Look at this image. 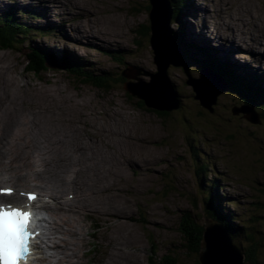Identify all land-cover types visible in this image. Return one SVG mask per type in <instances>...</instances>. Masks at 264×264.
I'll list each match as a JSON object with an SVG mask.
<instances>
[{
  "label": "rangeland",
  "instance_id": "374dc122",
  "mask_svg": "<svg viewBox=\"0 0 264 264\" xmlns=\"http://www.w3.org/2000/svg\"><path fill=\"white\" fill-rule=\"evenodd\" d=\"M82 1L86 3L89 15L80 23L81 17L76 16L77 11L72 8L76 6L75 3L71 6L60 0H0V14L9 8L25 13L29 10L21 9H31L45 16L44 19L31 20L32 26H50L51 30L56 28V32L48 30L45 36L33 37L19 50L6 51L9 53H1L0 50V92L6 94L0 103L20 112L26 100L11 93L15 87H20L29 99L27 90L37 94L33 98L37 108L24 112L26 121H29V117L38 116L41 123L54 129L55 134L64 133L66 137L72 136V127L78 128L77 135L66 142L53 144L42 136L38 143L47 142L62 149L61 159L66 160V164L57 163L61 166L55 172L57 179L66 170L71 171L73 178L77 179L76 172L81 164L92 160L81 170L85 175L99 173L100 186L93 187L90 194L94 197L100 194L101 198L110 199L111 212L105 216H108L119 246L124 248L122 256L113 257L112 264L158 263L172 253L176 254L179 264H200L198 256L183 247L186 242L180 231V219L183 212H190L199 226L203 227L205 222L211 220L204 212L207 193L202 189L203 179L217 180L220 185L217 192L224 197L221 206L216 205L218 210L225 217L231 214L235 216V224L242 229L241 232L254 235L259 248V264H264V120L261 118V124L252 125L243 115L233 116L232 109L244 107V104L239 96L229 92L218 98L214 113L202 109L194 99L192 88L186 85L184 71L177 67L168 69L167 78L174 92L181 97L182 107L168 113L167 118L139 108L137 104L141 100L130 98L127 92L131 88L129 86L148 84L151 76L157 74L150 37L147 39L146 36L150 29L149 0ZM185 5L187 10L181 21L184 39L203 50L201 53L193 50L198 54L197 60L217 59L221 53L219 59L238 66L239 73L235 71V75L240 79L243 74L251 75L244 71L248 68L247 64L251 68L264 70V51L257 50L253 54L260 44L264 49V39L258 41L257 32L244 30L259 26L262 30L260 35H264V0H187ZM226 7L229 9L223 15ZM90 20L94 23L95 36L101 37L106 31L107 36L116 42L105 43L101 39L104 42L98 40L97 43L78 35L82 33L81 25H88ZM225 26L234 27L235 35L232 34L231 38L237 37V49L232 47ZM171 28L173 31L176 26L171 25ZM48 33L51 34L48 36ZM75 40L92 46H79ZM42 46L63 50L68 55L70 53L82 68H90L93 75L104 76L108 88L98 90L92 85L83 84L73 79L66 68L52 62L46 63L47 72L44 75L35 76L26 72L23 69L28 65L26 50L33 47L42 49ZM218 50H224L226 54ZM183 59L186 62L184 56ZM186 63L191 75L199 78L200 70L197 71L196 65L194 69L189 61ZM123 75L126 76L121 81ZM261 80L258 79L264 88V81ZM135 89L142 91L143 87ZM171 101L168 97L165 99L167 103L171 104ZM34 102L31 101V104L36 106ZM195 108L201 112L202 124L196 120L200 114L196 118L191 115ZM255 111L260 114L257 109ZM29 127L34 128V125ZM92 143L94 147L91 146L88 155L87 149ZM72 144L82 148H68ZM47 156L54 159L52 153ZM201 165L208 166L204 174H198ZM111 172H117V178L111 177ZM108 186L111 187L107 189ZM102 189L104 191L100 192ZM24 190L23 193H37L34 188ZM59 190L64 203L74 207L69 219L75 220L78 212L89 204L85 202L83 194L73 190L72 186ZM113 198L119 201L121 207L113 203ZM61 206L60 203L57 207ZM46 217L51 230L52 222L58 217L53 213H46ZM76 220L80 223L78 233L85 226L82 240L86 245L75 261L71 260L72 264H103L96 258L102 255L101 237H105L107 232L106 223L101 220L105 228L102 223L103 229L96 227L94 221L89 223L90 219L85 214ZM82 240L77 243L82 245ZM234 242L242 249L251 245L243 233L235 237ZM58 258L51 259V264H55Z\"/></svg>",
  "mask_w": 264,
  "mask_h": 264
},
{
  "label": "bare ground",
  "instance_id": "6f19581e",
  "mask_svg": "<svg viewBox=\"0 0 264 264\" xmlns=\"http://www.w3.org/2000/svg\"><path fill=\"white\" fill-rule=\"evenodd\" d=\"M60 1H66L71 6L73 3L76 4V6L72 8L77 11L75 13L76 16L81 17L80 23L84 22L83 20L86 19L87 18L86 16L89 15V13L86 11L87 9V7L85 6L86 3L83 4L82 0H70V1L60 0ZM189 5H191V3H189ZM228 9L229 8L227 7L226 9H223L222 14L225 15V13L227 12L226 10ZM241 23L243 24V20L241 21ZM82 26L83 25H81L82 33L78 35H80L83 38L86 39L90 38L92 39V42L96 41L97 43H99V41L100 42L105 41V43L108 41L116 42V40H112L110 39L111 37L107 36L106 31L103 35H101V37L95 36L94 34L95 29L93 27L94 23L91 20L88 25L83 27ZM50 28L48 29L49 32L53 33L52 32L53 30H51ZM226 28H228L227 33H229L228 35L229 39L231 40V43H233L232 47L234 49H237L238 45L235 44V41H237V37L235 36V38H231L232 34L235 35L234 27L231 26ZM244 30H251L253 32H257L256 34H257V38L259 39L258 41L264 39V35L263 36L260 35L262 33V30L260 29L259 26L257 27L254 26L253 28H245ZM101 39H104V41ZM75 41L76 44L79 46L82 44H86V46L87 45L92 46V44H88L82 41H77V40ZM97 43H94L93 45L97 46ZM262 47L263 45L260 44L259 48L256 49V51H254L253 54H256V52H258L257 50L264 51ZM220 51L222 52V54H226L224 53V50H218V52ZM220 54L221 53H219V57ZM246 67L248 68L245 69V72L257 76L255 77L256 79L262 78L264 81V70L261 69L258 70L254 67L251 68V66L248 64L246 65ZM19 89L21 92L19 91ZM27 92L29 93V97L31 101L34 102L33 98L37 94L29 90H27ZM11 93L16 95L17 97L25 98L26 103L24 104L22 109H20V112L13 110L12 108L10 109L8 106L4 105L3 103H0V187L8 188L9 186L6 187L3 186V184H10L12 185L10 186V188L13 187L12 189L15 190V193L11 196V198L0 197V201L2 202L8 199H13L14 201L17 202V205H22L24 203V200L20 195V192H22L21 189L34 188L36 189V191L39 192V195L42 198L40 200L42 201V205L44 206L45 210L52 212L56 216L58 215V221L56 223L55 222L53 223L55 225V228H53V231L50 232L49 235L46 237L48 241L52 242L51 248H48L50 254L49 256H45L44 258H41L39 260L40 262L46 264H51L52 262L51 259H57V257L59 258L55 262V264H72L71 260H74L77 256L80 255V250H82L83 246L86 245V242L82 240V230L85 229V226L82 228L81 232L78 233L77 227L80 225V223L79 220H76V218H79L80 215L85 214L87 215V218H91L94 220V224L96 227H102V229L103 226L105 228V224L101 220H104L108 229L105 234V237H101L103 240L102 243L103 247L101 250L102 255L100 258L97 257L96 260L103 262V264H112L113 257L116 255L122 256L121 253L124 251V248L121 245L119 246L120 243L114 237L113 235L114 229L109 219L107 218L111 212L110 199L105 200L101 198L100 194L99 195L97 194L95 197L93 196V194H90L93 187L100 186L98 182L99 178H101L99 173L93 175H85V173L82 172L81 170L82 166H84L85 164H89L90 163L89 161L92 160L85 159L86 162L84 164H81L80 168L76 172V174H78L77 179H74L72 175L73 173L71 171L69 172L68 170L60 173L59 175L60 179H57V176L55 174V172L57 170H60L61 168V166H59L57 163L64 162L66 164V160L61 159V155H62L61 148H58L55 145L53 146L50 145L51 143L57 144L62 141L66 142L67 140H69V138L76 136L77 135L76 132L78 128L72 127L73 129L71 130L72 136L66 137L64 133L55 134L53 132L54 129L51 130L44 123H41L40 117L38 116L37 118L29 117V121H26L24 112L30 111L32 109H36L37 108L36 102H34L36 106L32 105L30 99L27 96V93L20 87H15L14 91ZM5 98H6V94L0 92V101H3ZM30 125H34V128L29 127ZM114 133L115 130L113 129L112 134ZM42 136H45L47 138V141L51 143L50 144H48L47 142L46 143L43 142L44 144H40L41 142L38 143V139L42 138ZM79 139H82L85 142L84 138L80 137ZM70 146L73 148V150L75 148L80 147L77 146V144H72L69 145L68 148ZM91 146L93 148L94 144L92 143L90 144V146H88L87 149L88 155H90L91 153L90 150ZM49 153L54 154V159L47 156V154ZM74 154L75 152L73 151L72 155ZM82 154L87 156L84 152ZM93 163L97 164L95 160H93ZM93 163H91V165ZM103 173L106 174L107 172L103 169ZM110 175L111 177L113 176L116 177L117 172L115 173L111 172ZM70 186H72L73 190L80 191L84 196L85 202L89 204L87 205V207L85 208L83 207L82 210L78 212L77 216L75 217V220L69 219V217L72 215V212L70 211L73 210L74 207H72L69 203H64V200L61 199V195L59 194L60 191L59 189H64L65 187H70ZM110 187L111 186H108L106 188L108 189ZM102 191H104V189H102L100 192ZM105 195H108V193H105ZM60 203L62 206L57 207L58 205H60ZM113 203H115L118 207H121L119 201L116 198H113ZM61 217L63 219H60ZM101 223L103 224V226L101 225ZM63 224H67V226L62 227ZM58 234H60L61 237H58ZM94 236H97V234H94ZM79 240H82L80 241L82 245L77 243V241Z\"/></svg>",
  "mask_w": 264,
  "mask_h": 264
},
{
  "label": "trees",
  "instance_id": "16d2710c",
  "mask_svg": "<svg viewBox=\"0 0 264 264\" xmlns=\"http://www.w3.org/2000/svg\"><path fill=\"white\" fill-rule=\"evenodd\" d=\"M173 9V17L171 25H175L176 28H171L172 36L176 41L179 49L184 54L183 56L186 58V62L189 61L193 68L195 65L197 67V71L199 70H209L215 75H217L220 79L224 81V83L228 87V92L231 94H235L240 97V100L244 104V106H248L254 109H257L260 113V117L264 120V89L260 86V83L254 80L253 82L249 81L248 78L240 79L237 77L233 71L225 66L215 58H208L204 60H197L198 54L201 53L203 50H200V47L193 46V44H189L187 40L184 39V27L182 28V19L186 12V2L187 0H169ZM150 7L148 10L150 11ZM8 14L5 18H0V50L1 53H6L10 48L22 47L23 41L28 39L31 36L32 30L27 26L23 25L22 23L18 22L17 19ZM149 29V28H148ZM149 31L146 32L147 39L149 36ZM183 31V32H182ZM186 34V33H185ZM33 36V35H32ZM150 39V38H149ZM8 48V49H7ZM193 50L196 51L193 52ZM129 52V51H128ZM131 52V51H130ZM52 57L49 56L48 52L43 51L40 48H32L29 49V54L27 56V63L28 65L25 66L23 69L26 70L28 73H32L35 76L44 75L47 72L46 63ZM58 61L60 60L61 63L65 64L66 67L69 69L70 73H72V78L78 81H81L83 84L92 85L96 87L98 90H106L108 88L107 80H105L104 76L99 77L98 75H93L92 73H88L87 71L82 70L83 68L78 67L77 65L73 66L70 65L68 62L63 61L62 59L56 58ZM119 60V59H118ZM190 64V65H191ZM192 67V66H191ZM81 69V70H79ZM108 75L110 73H107ZM234 74V75H233ZM111 75V74H110ZM124 76L120 79L124 81ZM175 90V89H174ZM178 100L180 101L181 107L182 103L180 100V96L175 91ZM130 95V94H129ZM131 96V95H130ZM132 98V96L130 97ZM136 105V104H135ZM138 107L144 109L148 112H156L145 107V104L140 101L138 102ZM136 105V106H137ZM217 106V105H216ZM180 107V108H181ZM146 108V109H145ZM186 109V108H185ZM185 109L183 112H185ZM197 111V112H196ZM197 108H195L191 115L196 118L200 114V118L196 119L198 123L202 124V115ZM213 111H215V106L213 107ZM159 113V112H156ZM194 113V114H193ZM214 113V112H213ZM161 117L167 118L169 114L167 113H159ZM181 115V114H180ZM182 116V115H181ZM205 121V120H204ZM188 125V124H187ZM208 169L207 165H201L198 170V174H204ZM207 182V184H205ZM219 183L213 180L205 181L203 179L202 189H204L207 193L206 198L204 199V207L206 215L211 219L219 222L223 225L231 234L232 238L240 237L242 233L244 234L245 238L251 242V245L244 249L246 261L251 264H259V255H258V246L256 244L255 237L252 233L248 234L245 232H241L236 226L235 216L232 214L225 217L223 213L218 210L216 205L221 206V200L224 197L218 194L217 189H219ZM219 199V200H218ZM218 200V201H217ZM226 204H228L226 202ZM180 231L182 234L183 239L185 240L186 244L183 246L189 252H193L199 258L200 252V245L203 239V227L199 226L196 220L194 219L193 215L190 212H183L181 219H180ZM239 233V234H237ZM200 263V262H199ZM152 264H179L178 258L176 257L175 253L172 255L164 256L160 259L157 263L152 261Z\"/></svg>",
  "mask_w": 264,
  "mask_h": 264
},
{
  "label": "water",
  "instance_id": "95a60500",
  "mask_svg": "<svg viewBox=\"0 0 264 264\" xmlns=\"http://www.w3.org/2000/svg\"><path fill=\"white\" fill-rule=\"evenodd\" d=\"M149 3L151 8L149 44L154 54L157 74L151 76V82L148 84H131L127 92L141 100L147 109L167 114L177 111L181 104L167 78L168 69L177 67L184 71L187 77L186 85L192 88L194 99L200 103L201 108L213 113V107L217 105L218 98L228 93L227 85L217 75L206 69L199 73V78L191 75L189 66L184 62L182 52L170 29L173 17L170 1L149 0ZM137 87H143L142 91H136ZM166 96L172 100L171 104L165 102ZM232 115H243L244 119L252 125L261 124V118L255 109L248 106L233 108ZM199 262L200 264H251L246 262L244 252L234 243L228 230L213 220L203 225Z\"/></svg>",
  "mask_w": 264,
  "mask_h": 264
},
{
  "label": "snow or ice",
  "instance_id": "6c2138e0",
  "mask_svg": "<svg viewBox=\"0 0 264 264\" xmlns=\"http://www.w3.org/2000/svg\"><path fill=\"white\" fill-rule=\"evenodd\" d=\"M10 194V189H0ZM34 200V194H27ZM33 214L30 210L11 205H0V264H21L30 252V225Z\"/></svg>",
  "mask_w": 264,
  "mask_h": 264
}]
</instances>
